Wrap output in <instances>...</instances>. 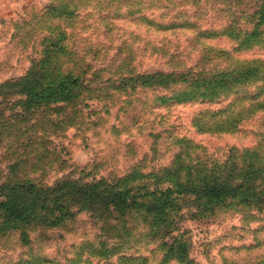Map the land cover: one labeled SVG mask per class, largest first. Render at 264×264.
Segmentation results:
<instances>
[{"label": "rangeland", "instance_id": "obj_1", "mask_svg": "<svg viewBox=\"0 0 264 264\" xmlns=\"http://www.w3.org/2000/svg\"><path fill=\"white\" fill-rule=\"evenodd\" d=\"M257 25L264 26V0H1L0 83L26 72L35 56L33 44L39 45L45 29L56 38L69 33V44L80 51L88 49L87 59L96 68L116 59L114 69L129 62L141 71L175 64H198L214 71L239 63H264V37L256 35ZM27 33L32 36L22 38ZM98 47L106 55H96ZM207 54L209 62L204 59ZM261 88L264 84L246 79L238 92L220 102L177 101L173 87L111 91L94 104L100 112L89 120L98 126L72 128L60 141L71 170L89 174L88 180L111 181L135 167L150 171L169 165L180 150L181 137L221 159L231 148L252 147L264 153V110L247 116L231 131L206 127L208 111L222 109L239 97L247 99L237 106L247 104ZM130 222L137 230L134 241L138 240L132 252L147 256L148 264L161 263L164 247L143 237L142 222ZM99 226L84 210L66 225L49 229L47 239L34 231L30 245L13 233L0 243V264H34L37 256L68 262L84 245L97 242ZM178 227L181 231L175 236L190 246V259L198 264H264V210L230 204L210 219H184ZM97 261L118 263L116 258Z\"/></svg>", "mask_w": 264, "mask_h": 264}, {"label": "trees", "instance_id": "obj_2", "mask_svg": "<svg viewBox=\"0 0 264 264\" xmlns=\"http://www.w3.org/2000/svg\"><path fill=\"white\" fill-rule=\"evenodd\" d=\"M258 27L256 35L264 37V26ZM46 30L38 37L39 45L33 44L35 56L26 72L0 83V243L16 233L21 243L30 245L34 231L47 239L49 229L87 210L100 225L95 244L84 245L68 262L37 256L33 263L100 264V257L106 262L116 258V264H148L147 256L132 252L138 240L134 241L137 230L130 221H137L145 225L143 237L164 247L159 264H198L190 259V246L175 236L181 231L180 221L210 219L230 204L264 210V153L252 147L231 148L221 159L181 137L180 150L169 165L150 171L135 167L107 181L88 180L89 174L71 170L60 141L72 128L98 126L89 119L98 115L99 102L111 91L173 87L177 101L220 102L238 92L246 79L264 84L263 62L214 71L198 64L141 71L129 62L114 69V59L96 68L87 59L88 49L69 44V33L56 38ZM94 52L106 55L99 47ZM204 59L210 60V54ZM262 89L247 104L237 106L247 99L239 97L208 111L206 127L231 131L247 116L264 110ZM197 119L198 115L196 123Z\"/></svg>", "mask_w": 264, "mask_h": 264}, {"label": "crops", "instance_id": "obj_3", "mask_svg": "<svg viewBox=\"0 0 264 264\" xmlns=\"http://www.w3.org/2000/svg\"><path fill=\"white\" fill-rule=\"evenodd\" d=\"M0 9H1V0H0Z\"/></svg>", "mask_w": 264, "mask_h": 264}]
</instances>
